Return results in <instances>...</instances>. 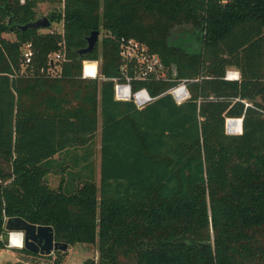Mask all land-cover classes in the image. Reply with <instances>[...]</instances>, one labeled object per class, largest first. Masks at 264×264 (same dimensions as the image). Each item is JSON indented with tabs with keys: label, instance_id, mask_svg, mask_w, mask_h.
Here are the masks:
<instances>
[{
	"label": "trees",
	"instance_id": "trees-1",
	"mask_svg": "<svg viewBox=\"0 0 264 264\" xmlns=\"http://www.w3.org/2000/svg\"><path fill=\"white\" fill-rule=\"evenodd\" d=\"M43 3L58 6L48 30L21 31ZM121 38L193 80L189 99L140 81L154 101H116ZM84 61L98 78H82ZM47 173L62 175L56 188ZM16 217L96 248L83 264H264V0H0V250Z\"/></svg>",
	"mask_w": 264,
	"mask_h": 264
},
{
	"label": "built area",
	"instance_id": "built-area-1",
	"mask_svg": "<svg viewBox=\"0 0 264 264\" xmlns=\"http://www.w3.org/2000/svg\"><path fill=\"white\" fill-rule=\"evenodd\" d=\"M23 2V0H21ZM118 57L120 60L119 73L120 76L113 78L114 98L116 101L126 102L131 101L138 109H142L152 101L155 97L151 96L147 89H135V83L140 81L152 82H169L170 88L165 94H169L177 105L182 104L189 99L188 84L193 80H177L169 75L168 69L162 63L160 58L152 54L148 48L131 38H121L118 44ZM62 56L56 54L53 57L54 61L61 60ZM23 59L25 65L31 61V53L28 50L23 52ZM93 63V70L87 72V64ZM96 61H84L82 64V78L96 79L98 78V67ZM239 73L229 70L225 74V79L229 81L239 80ZM196 81V80H194ZM230 119L226 122V131L228 134H239L241 132H233L229 129L232 125ZM20 235V241L11 243L12 235ZM23 237L20 233H8V244L6 248H22Z\"/></svg>",
	"mask_w": 264,
	"mask_h": 264
},
{
	"label": "water",
	"instance_id": "water-1",
	"mask_svg": "<svg viewBox=\"0 0 264 264\" xmlns=\"http://www.w3.org/2000/svg\"><path fill=\"white\" fill-rule=\"evenodd\" d=\"M50 22L46 16H38L37 19L31 23L23 25L21 31L25 30H38L48 29ZM100 32H92L86 38V47L79 50V56L89 54L97 47ZM236 119L231 120L234 122ZM240 126L242 119H239ZM241 133V132H240ZM5 231L8 233H20L23 235V248L32 254H39L41 256H49L57 251L65 252L68 245L61 244L54 241V233L52 227L49 226H36L27 223L21 218H10L5 222Z\"/></svg>",
	"mask_w": 264,
	"mask_h": 264
},
{
	"label": "rangeland",
	"instance_id": "rangeland-1",
	"mask_svg": "<svg viewBox=\"0 0 264 264\" xmlns=\"http://www.w3.org/2000/svg\"><path fill=\"white\" fill-rule=\"evenodd\" d=\"M58 8L57 5H51L48 3L40 4L37 8V12L40 16H46L48 13H50L53 9ZM55 31L62 32V24H54L51 26ZM41 32H45L48 29H40ZM182 30H177L173 32V37L177 38V40L181 37H184ZM5 38L13 41L15 39L14 35L12 34H5ZM100 36L98 40H100ZM55 56V54L52 55V58ZM97 67H99V62L97 63ZM24 68V65H23ZM231 70V69H228ZM98 71V70H97ZM229 120V119H228ZM95 146H96V153H95V160L96 165L98 167L99 165V147H100V135L97 133L94 138ZM62 177L61 174H52L47 173L46 174V182L51 188H56L57 184ZM21 248H9V249H2L0 250V264H6V263H14L15 261L22 260L24 262H27L28 264H44L47 262L46 259L43 258H29L24 255H21L17 252ZM97 256V250L96 248H93L89 245L85 244H76L74 246L69 247L64 252V258L62 260L61 264H83V262L88 258H96ZM55 257V253L51 254L50 262Z\"/></svg>",
	"mask_w": 264,
	"mask_h": 264
},
{
	"label": "bare ground",
	"instance_id": "bare-ground-1",
	"mask_svg": "<svg viewBox=\"0 0 264 264\" xmlns=\"http://www.w3.org/2000/svg\"><path fill=\"white\" fill-rule=\"evenodd\" d=\"M88 65H90V67H87V72H91V70H93V63H89ZM89 68V69H88ZM89 70V71H88ZM20 235H12V239H11V243H17L20 241Z\"/></svg>",
	"mask_w": 264,
	"mask_h": 264
},
{
	"label": "crops",
	"instance_id": "crops-1",
	"mask_svg": "<svg viewBox=\"0 0 264 264\" xmlns=\"http://www.w3.org/2000/svg\"><path fill=\"white\" fill-rule=\"evenodd\" d=\"M228 69H231L232 71H236V72L240 73V72H239L236 68H234V67H230V68H228ZM227 71H229V70H227ZM239 76H240V74H239ZM6 249H8V248H6ZM18 261L23 262L22 260H18V258H17V261H15L14 263H16V262H18ZM14 263H11V264H14ZM26 264H28V263L26 262Z\"/></svg>",
	"mask_w": 264,
	"mask_h": 264
},
{
	"label": "flooded vegetation",
	"instance_id": "flooded-vegetation-1",
	"mask_svg": "<svg viewBox=\"0 0 264 264\" xmlns=\"http://www.w3.org/2000/svg\"><path fill=\"white\" fill-rule=\"evenodd\" d=\"M22 237H23V235H22ZM39 255V254H38Z\"/></svg>",
	"mask_w": 264,
	"mask_h": 264
}]
</instances>
